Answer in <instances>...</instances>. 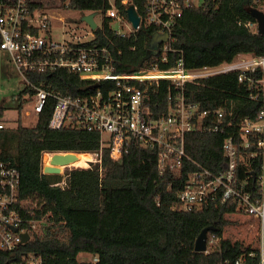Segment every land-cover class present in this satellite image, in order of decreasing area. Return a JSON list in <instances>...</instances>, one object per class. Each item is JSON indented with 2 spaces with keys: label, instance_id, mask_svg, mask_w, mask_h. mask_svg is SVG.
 Returning a JSON list of instances; mask_svg holds the SVG:
<instances>
[{
  "label": "trees",
  "instance_id": "1",
  "mask_svg": "<svg viewBox=\"0 0 264 264\" xmlns=\"http://www.w3.org/2000/svg\"><path fill=\"white\" fill-rule=\"evenodd\" d=\"M44 1L52 7L66 0ZM70 5L82 11L109 6L107 0H70ZM252 6L258 7L254 0H220L218 5L188 9L175 29L174 42L175 47L184 50L186 65L215 66L232 62L239 54L264 56V34L248 25H257L249 12ZM97 33V40L112 51L118 71H131L149 56L150 28H141L128 37L113 36L109 28L108 37L101 31ZM241 75L243 79L239 80ZM35 79H63L54 87L73 95L89 89L85 81L65 71ZM263 79L264 69L258 66L202 77L186 83L183 90L203 110L224 107L241 117H255L264 104ZM168 91L163 81L154 95L162 109L167 106ZM19 102L17 124L0 131V160L20 171V194L29 199L23 213L43 220L40 231L22 245L23 249L42 253L49 264H233L243 254L248 264H259L260 247H245L223 235L230 221L228 215L236 211L237 203H212L192 212L179 209L177 190L183 180H166L159 171L158 149L136 140L126 145L121 162H113L105 147L102 172L90 169L97 164L67 168V186L54 185L64 176L43 171L45 153L77 152L94 157L93 152L101 146V134L76 127L50 128L53 100L39 113L35 125H23L21 112L26 100L22 93ZM222 141L219 133L191 132L187 135V150L204 165L219 169L225 164ZM255 169L259 174L260 169ZM206 227H212L209 235L218 238L209 253L195 250L196 239ZM81 252L92 253L97 260L80 261ZM6 258L0 253V264H8Z\"/></svg>",
  "mask_w": 264,
  "mask_h": 264
},
{
  "label": "built area",
  "instance_id": "2",
  "mask_svg": "<svg viewBox=\"0 0 264 264\" xmlns=\"http://www.w3.org/2000/svg\"><path fill=\"white\" fill-rule=\"evenodd\" d=\"M107 2L106 9L85 10L88 12L85 15L95 12L96 27L83 19L88 30L79 33L76 25L64 29L60 39H54L59 23L66 21L54 9L65 10L70 19L68 11L77 10L71 7L70 0L59 7H51L44 0H0V51L9 54L20 74L23 99L26 103L31 101L36 117L49 100L55 102L49 121L52 129L76 127L101 134L100 149L94 152L97 166L90 169L102 172L105 147L109 148L113 162H121L126 145L136 140L145 147L158 149L159 171L166 180H183L177 190L179 209L192 212L212 203H237L233 214L242 213L258 223L259 264H264V104L255 117H241L224 107L203 110L183 90L186 83L202 77L258 66L264 69V56L198 68L186 65L184 50L174 46L180 19L188 9L218 5L220 0ZM254 2L264 10V0ZM131 5L140 18L137 26L127 13ZM100 12L103 17L98 23L95 17ZM107 28L117 37L150 28L153 43L151 40L149 56L131 71H118L108 45L97 40V31L108 37ZM122 52L119 49L118 55ZM55 71H65L85 81L89 89L73 95L54 87L63 79L55 82L35 79ZM242 79L241 75L239 80ZM163 81L169 88L165 109L154 96ZM153 105L160 115L155 116ZM8 108L6 104L0 106V131L15 125L6 116ZM17 109L19 112V105ZM29 115L27 110L26 116ZM191 132L222 134L225 164L212 169L194 158L187 150V135ZM255 168L260 169L259 174ZM20 183V171L10 162L0 160V253L7 257L8 264H49L42 253L22 248L40 231L43 220L23 213L29 199L21 197ZM54 185L67 186L61 182ZM24 233L29 234L25 242ZM217 239L210 234L204 252L209 253ZM233 264H248V257L240 255Z\"/></svg>",
  "mask_w": 264,
  "mask_h": 264
},
{
  "label": "rangeland",
  "instance_id": "3",
  "mask_svg": "<svg viewBox=\"0 0 264 264\" xmlns=\"http://www.w3.org/2000/svg\"><path fill=\"white\" fill-rule=\"evenodd\" d=\"M61 4H55V7H59ZM54 11L59 14L63 15L66 19L65 22H60L58 31H54V39H60V34L63 32L64 29L72 28L76 25L79 26V33L83 32L84 29L88 30L89 26L86 21L82 19V17L87 14V11L82 10H69L70 19H68L67 12L62 9H54ZM102 13H98L95 17L98 23L102 20ZM253 30L258 29V24L253 25ZM56 30V29H55ZM251 54H239L234 61H242L244 59H251ZM217 68V67H215ZM23 91V84L20 78V74L11 61L9 54L5 51H0V106H4V104L8 105V109H6V116L11 118L13 124H17L19 116L18 112V95L21 94ZM12 99L9 100V98ZM15 97V98H13ZM31 101L24 105L22 113H21V123L26 126H33L37 122V117L31 110ZM30 111V115L26 116V111ZM65 156H69V160L64 164H53L51 153H45L43 156L45 159V163L47 166H57L62 168L61 174L64 176V179L61 181L62 184H67L66 180V169L69 167L67 166H81L82 164H97L95 163V156L90 157L87 155H81L77 152H68L63 153ZM44 162V160H43ZM66 167H63L65 166ZM74 167V168H75ZM77 168H84V167H77ZM230 221L226 225L224 229V237L230 238L232 241H240L243 243L245 247H260V235H259V227L258 223L251 219L249 216H245L242 213H236L228 215ZM209 236V233H208ZM78 259L80 261H93L96 259V255L90 252H81L78 255Z\"/></svg>",
  "mask_w": 264,
  "mask_h": 264
},
{
  "label": "water",
  "instance_id": "4",
  "mask_svg": "<svg viewBox=\"0 0 264 264\" xmlns=\"http://www.w3.org/2000/svg\"><path fill=\"white\" fill-rule=\"evenodd\" d=\"M249 12L257 19V24H258V32L261 34H264V10H261L256 7H251L249 9ZM127 13L129 15V18L133 21L134 25L137 26L139 24L140 18L134 9V7L131 5L127 9ZM94 14L95 12L84 15L82 19L87 20L93 27H96V22L94 20ZM153 43V39H152ZM54 156L52 157V163L55 164H64L69 160V156L62 155L63 152H54ZM67 153V152H64ZM69 154V152H68ZM66 166V165H65ZM44 172L45 173H61L62 168L57 167V166H44ZM16 229V228H15ZM213 229L212 227H206L202 230L200 235L197 237L196 242H195V250L196 251H205L207 249V238H208V233L209 231ZM29 239V234L24 233L23 234V241H28Z\"/></svg>",
  "mask_w": 264,
  "mask_h": 264
},
{
  "label": "bare ground",
  "instance_id": "5",
  "mask_svg": "<svg viewBox=\"0 0 264 264\" xmlns=\"http://www.w3.org/2000/svg\"><path fill=\"white\" fill-rule=\"evenodd\" d=\"M114 59H115V57H114ZM46 153H48V152H46ZM63 153H64V152H63ZM63 153H62V155H63ZM93 153H94V152H93ZM51 154L54 156L55 153H51ZM94 156H95V153H94ZM95 163H96V162H95Z\"/></svg>",
  "mask_w": 264,
  "mask_h": 264
}]
</instances>
